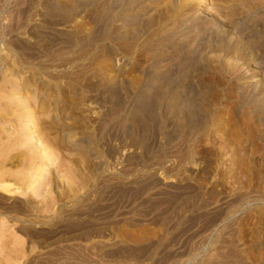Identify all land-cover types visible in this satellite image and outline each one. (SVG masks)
Listing matches in <instances>:
<instances>
[{
  "label": "rangeland",
  "instance_id": "rangeland-1",
  "mask_svg": "<svg viewBox=\"0 0 264 264\" xmlns=\"http://www.w3.org/2000/svg\"><path fill=\"white\" fill-rule=\"evenodd\" d=\"M181 1L0 0V95L50 109L6 91L3 139L52 124L44 195L91 175L31 215L0 188V264H264V0Z\"/></svg>",
  "mask_w": 264,
  "mask_h": 264
},
{
  "label": "bare ground",
  "instance_id": "bare-ground-1",
  "mask_svg": "<svg viewBox=\"0 0 264 264\" xmlns=\"http://www.w3.org/2000/svg\"><path fill=\"white\" fill-rule=\"evenodd\" d=\"M210 1L208 0V2H210ZM223 1L218 0V2H223ZM241 1L242 0H232V2H234L235 4H239ZM188 2H190V0L181 1L180 2L181 4L178 5V8L185 7L186 5H188ZM215 2L217 3V1H215ZM225 4H227V2ZM189 6H191V5H189ZM188 43H190V42H188ZM2 90H3L2 91L3 94H2V96L0 95V98L3 97V95L6 93V91H9V92L13 91V93H14L13 103L18 104L17 112L19 111L20 117L22 116L23 118H27L28 120L33 119V121L35 122L36 120H38V121L41 120V116H40L41 114L42 115L46 114V112L50 110L49 106L48 105L46 106L44 101H41V103H40V100H39V103L41 105L40 106V115L39 114L37 115V112H36L35 114L37 115V117L36 118L34 117L32 110L35 108V106H37L36 104L38 102L37 101L38 95L36 94L35 88L31 89V90H29V88H20L19 84H17L15 82V83H12V88L10 90H8L7 88H3ZM45 108H47V109L45 110ZM1 122H4V121L0 120V123ZM38 125L40 126V124H36V126H32L29 124V129L26 132V137H23V139L18 141V143L16 145L13 144V147L8 146L9 142L7 140L5 141L3 139L4 136L2 133V129L0 127V188L7 191L10 194L12 193L14 195H18V194L19 195H21V194L28 195V197L26 199H20L17 202H16V200H14L15 202H13V210L24 211V212L26 211L25 214L28 213L27 212L28 210L29 211L31 210L33 212L34 211L36 212L39 210L38 213H40V211L44 212V210L47 209L48 206H50V205L51 206L49 207V209L50 210L53 209V206L57 204L56 203L57 199L60 200L62 198V196H67V195L72 196L73 193L70 194L69 193L70 191H72V192L75 191L74 194L78 193L79 192L78 190H80L79 187L81 186V184H83L84 181L86 182V180H88L89 177L91 178V175H89V173L87 174L84 171H82L79 168L80 166L78 164H75L77 167H73V165L67 166L65 169H63L64 172H62V174L57 175L56 177H53L51 174L48 175L47 184H49V188H47L46 194L44 195V191L46 188L44 189V185L41 186L40 181L42 179H44V177L47 174L46 173V169H47L46 166H48L47 164H49L51 162H55L61 153L59 150L62 151V149L60 147L57 148L56 147L57 144H55L56 146L54 145V143H56L55 141H53V144H51V140H52L51 137L53 135H51L50 139H49V133H48L49 129L47 131L45 130L48 134L43 131L45 128L47 129V127L51 128L50 125H52V124L47 125V126L45 124H43L42 129H40L38 127ZM55 125L57 128V124H55ZM34 128H38V129H36V133H35ZM56 128L52 127V129H56ZM42 131L44 132V134L41 133ZM71 131H72V129L68 130V132L70 134L69 135V138H70L69 143L72 142V140H73L72 136H74V132H71ZM35 136L38 137L37 142H39L41 144L46 143V145H48V148H52L50 150V154L49 153H42V151L38 150L39 145H37L35 141H32L35 138ZM69 138H68V140H69ZM48 142H50V144H48ZM18 144H21V145L26 146V147H31L35 154L29 155V156H26V157H23L20 159L19 158L20 154L14 153V151L17 149ZM51 145H53L54 147H49ZM25 153H27V151ZM43 174H45V175H43ZM89 180H88V182H89ZM60 182H65V183L63 185H61L62 183H60ZM66 182H67V184H66ZM76 183H80L79 184L80 186L77 187ZM86 183L84 184L85 186H87ZM81 188H83V186ZM31 194L35 195L38 198L37 199L32 198ZM21 196H23V195H21ZM59 197H61V198L59 199ZM73 197H74V195H73ZM61 200L63 201L64 199H61ZM31 211L29 212L30 215H31ZM17 214H13V215H17ZM35 214H37V213H35ZM13 215H12V217H13ZM27 215H29V214H27ZM9 216H8V218H9ZM25 217H26V215H25ZM39 217H37L39 221L43 220V219L40 220ZM24 221L25 220H23V222H21L20 226H21V228L26 229L27 225L25 224ZM35 231H34V233L37 234ZM23 232H26V231H23ZM27 233H28V231H27ZM34 233H31V234H34ZM28 234L30 235V233H28ZM33 237H31V238H33ZM20 239L17 240V243H15V246L11 249V255H10L11 256V264H13V260H14L15 264H19V261H18L19 255L22 252H24L23 251V248H24L23 244H25V241H21ZM13 251H14V255H13Z\"/></svg>",
  "mask_w": 264,
  "mask_h": 264
}]
</instances>
